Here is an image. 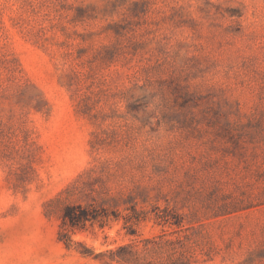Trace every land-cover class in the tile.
<instances>
[{
	"label": "rangeland",
	"instance_id": "rangeland-1",
	"mask_svg": "<svg viewBox=\"0 0 264 264\" xmlns=\"http://www.w3.org/2000/svg\"><path fill=\"white\" fill-rule=\"evenodd\" d=\"M0 264H264V0H0Z\"/></svg>",
	"mask_w": 264,
	"mask_h": 264
},
{
	"label": "trees",
	"instance_id": "trees-1",
	"mask_svg": "<svg viewBox=\"0 0 264 264\" xmlns=\"http://www.w3.org/2000/svg\"><path fill=\"white\" fill-rule=\"evenodd\" d=\"M118 250H120V249H118ZM118 250L115 251V252H119ZM114 254H115L114 252H111V253H110L111 256H113ZM111 259L113 260L114 258H111ZM119 259H121V261H124V260H125L124 258H119Z\"/></svg>",
	"mask_w": 264,
	"mask_h": 264
}]
</instances>
